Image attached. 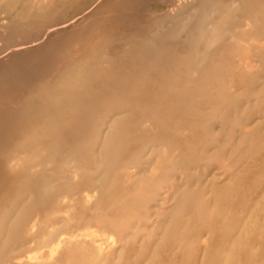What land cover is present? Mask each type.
Here are the masks:
<instances>
[{
    "label": "rangeland",
    "instance_id": "rangeland-1",
    "mask_svg": "<svg viewBox=\"0 0 264 264\" xmlns=\"http://www.w3.org/2000/svg\"><path fill=\"white\" fill-rule=\"evenodd\" d=\"M0 264H264V0H0Z\"/></svg>",
    "mask_w": 264,
    "mask_h": 264
},
{
    "label": "bare ground",
    "instance_id": "bare-ground-1",
    "mask_svg": "<svg viewBox=\"0 0 264 264\" xmlns=\"http://www.w3.org/2000/svg\"><path fill=\"white\" fill-rule=\"evenodd\" d=\"M8 154H9V153H8ZM27 195H28V194H27ZM28 208H29V207H28ZM23 209H24V208H23ZM30 209H31V208H30ZM25 210H26V208H25ZM19 211H20V210H19ZM22 212H23V210H22ZM24 212H25V211H24ZM24 214L26 215V213H24ZM24 214H23V215H24ZM23 215H22V216H23ZM25 215H24V216H25ZM24 216H23V218H24ZM16 217H17V214H16ZM16 217H15V218H16ZM20 217H21V216H20ZM23 218H22V219H23ZM17 220H18V219H17ZM19 220H21V219H19ZM23 220H24V219H23ZM21 221H22V220H21ZM21 221H20V223H21ZM17 222H18V221H17ZM16 225H19V224L16 223ZM16 225H15V227H16ZM15 227H14V225H13V228H15ZM13 228H10V229H12V231L15 232V230H14ZM15 229H16V228H15ZM10 231H11V230H10ZM9 237H10V236H9ZM111 243H112V242H111ZM55 248H56V247H55Z\"/></svg>",
    "mask_w": 264,
    "mask_h": 264
}]
</instances>
